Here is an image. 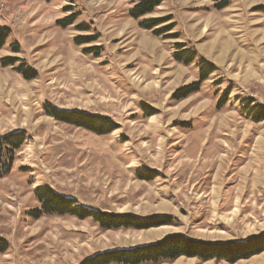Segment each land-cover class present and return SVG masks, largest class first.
<instances>
[{
	"label": "rangeland",
	"instance_id": "374dc122",
	"mask_svg": "<svg viewBox=\"0 0 264 264\" xmlns=\"http://www.w3.org/2000/svg\"><path fill=\"white\" fill-rule=\"evenodd\" d=\"M136 2L0 0V26L11 32L0 61L18 58L15 68L36 73L27 81L0 64V136L27 137L0 180L8 244L0 264H80L171 233L204 242L264 233V122L254 121L264 109V0H231L222 10L213 0H164L143 20L171 16L166 37L130 17ZM81 38L88 43L78 45ZM177 44L196 52L193 65L174 61ZM202 63L216 71L200 92L173 101L198 81ZM50 107L99 115L118 129L96 135L56 121ZM41 186L106 213L167 214L177 223L103 231L91 219L41 214ZM234 264H264V252Z\"/></svg>",
	"mask_w": 264,
	"mask_h": 264
},
{
	"label": "trees",
	"instance_id": "16d2710c",
	"mask_svg": "<svg viewBox=\"0 0 264 264\" xmlns=\"http://www.w3.org/2000/svg\"><path fill=\"white\" fill-rule=\"evenodd\" d=\"M213 1L218 3L216 8L222 10L228 7L231 0ZM163 2L164 0H137L129 15L136 21L142 19L139 24L141 29L152 32L155 37H166L176 27L175 23L164 26L172 21L171 16L143 20L152 15ZM10 33L8 28L0 26V51L6 47ZM174 36L178 37V34H174ZM81 40L83 39L81 38L76 43L78 45L88 43ZM13 52L19 53V47H13ZM196 58V52L186 44L176 45L173 55L175 62L191 66L195 63ZM19 61L18 58H5L0 61V64L2 67H13L27 81L35 79L36 73L33 70L24 66L15 68ZM198 68V81L178 88L171 96L173 101L179 102L200 92L203 84L216 71L215 66L206 63L198 65ZM46 112L58 122L96 135H109L118 129V126L110 119L84 111H67L50 107L46 108ZM254 121L257 123L264 122V109L255 112ZM26 138L24 131H14L0 136V180L11 171L15 156L25 145ZM139 177L142 180H152V177L145 174ZM35 196L41 205V214L59 217L71 216L80 220L91 219L103 231H143L177 223L172 216L139 217L133 214H113L92 209L80 205L75 198L64 196L49 186L37 188ZM34 217L38 218L37 213L34 214ZM7 250V242L0 239V254H4ZM262 252H264V233L240 242H204L184 235H171L150 244L97 252L80 264H172L181 257L196 258L201 262L226 261L234 264Z\"/></svg>",
	"mask_w": 264,
	"mask_h": 264
},
{
	"label": "crops",
	"instance_id": "0c3cea01",
	"mask_svg": "<svg viewBox=\"0 0 264 264\" xmlns=\"http://www.w3.org/2000/svg\"><path fill=\"white\" fill-rule=\"evenodd\" d=\"M220 160H225V158H221ZM218 177H219V175H218ZM212 182H214V179H212ZM161 214H153V215H149V217L150 216H160ZM166 216H167V214H166ZM168 216H174V215H168ZM175 217V216H174ZM175 218H177V217H175ZM178 219V218H177ZM184 235V236H186L185 234H183V233H171V234H168V235H165L164 237H162V238H160V239H157V240H155V241H152V242H156V241H160L161 239H164V238H166V237H168V236H171V235ZM188 237V236H187ZM152 242H150V243H152ZM211 262H207L206 264H210ZM176 264V263H175Z\"/></svg>",
	"mask_w": 264,
	"mask_h": 264
},
{
	"label": "bare ground",
	"instance_id": "6f19581e",
	"mask_svg": "<svg viewBox=\"0 0 264 264\" xmlns=\"http://www.w3.org/2000/svg\"><path fill=\"white\" fill-rule=\"evenodd\" d=\"M257 144L260 146V145H261V142H258ZM262 145H264V143H263ZM259 149H260V148H259ZM262 149H263V148H262ZM260 150H261V149H260Z\"/></svg>",
	"mask_w": 264,
	"mask_h": 264
}]
</instances>
